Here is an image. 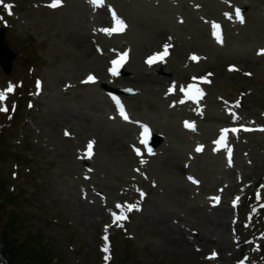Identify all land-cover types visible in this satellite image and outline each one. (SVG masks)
<instances>
[{
    "label": "rangeland",
    "instance_id": "374dc122",
    "mask_svg": "<svg viewBox=\"0 0 264 264\" xmlns=\"http://www.w3.org/2000/svg\"><path fill=\"white\" fill-rule=\"evenodd\" d=\"M183 1L187 0H104L103 5L95 6L89 0H62V6L50 8L47 5L52 0H5L14 5L12 15L0 6V27L16 53L10 74L0 66V90L9 84L15 86L6 100L9 112H0V235L9 231L8 211L16 208L23 223L14 226L15 233L22 231L25 237L39 239L54 260L50 264H111L114 255L116 261L125 264H264V131L259 130L264 128V55H258L264 49V9L245 4L233 7L237 0H189L213 4L210 10L190 9L180 6ZM236 8L242 10L243 17L251 13L254 20L237 28ZM110 10L126 23L125 31L111 35L101 31L113 26ZM195 19L209 23L210 45L217 42L212 34L215 22L221 26L226 44L234 43L242 54L263 63L246 72L251 75H227L224 69L214 76V83L205 86V110L193 102L196 113L206 111L209 116L215 112L213 102H219L218 110L228 118H233L231 112L246 119L241 125L215 123V131L206 133L207 138L201 136L204 129L197 126V116L184 113L178 105L182 96L164 98L165 94L157 90L149 92L119 83L114 94L107 91L111 78L99 79V72L112 68L111 61L122 52L128 53L132 63L115 79L124 80L136 75V69L149 67L144 61L149 51L143 50L145 43L153 42L148 27L163 20L179 25L180 21L189 24ZM176 32L171 30L169 35L189 36L182 28ZM239 37L248 39L246 44L239 42ZM74 39H87L95 48L78 49L71 45ZM203 53L209 59L214 57L211 50ZM236 59L231 53L226 60ZM173 65L178 63L170 60L151 70L170 80ZM89 75L96 81L84 82ZM195 75L192 72L188 80L176 86L191 84ZM171 83L166 85L168 93ZM112 96L120 100L128 120L120 116L110 101ZM150 100L161 105L166 115L154 112L148 106ZM185 121L194 122L195 131L186 128ZM159 122H167L164 128L173 124L172 136L160 131ZM252 124L258 135L232 133L230 147L237 149L239 158L231 157L230 165L226 151L215 150L216 136L222 129H251ZM141 125L149 127L150 135L162 137L167 133L155 149H159L158 154H149L141 146ZM106 128L115 130L109 131V136L131 146L135 158L103 154L97 138L101 141L98 131L103 129L106 135ZM66 131L70 135H65ZM249 139L252 141L247 146L237 145V140ZM89 141L95 142L90 157L85 154ZM200 145L203 150L197 152ZM133 146L142 155L138 156ZM142 159L146 161L143 164ZM203 159L211 160L202 164ZM167 163L184 165L190 174L186 178L170 177L161 170ZM189 177L199 183H192ZM234 177L240 183L235 191L220 184L222 180L231 184ZM206 181L211 189H203L201 183ZM257 192L263 196L259 200L255 198ZM241 194L242 200L234 207L233 201ZM9 196L12 209L6 200ZM213 197L220 198L219 207L213 206ZM117 204L137 205L139 210L128 212L118 209ZM220 207H230L231 211L224 216ZM122 210L127 219L113 223L112 213L119 215ZM207 216L225 221L224 232ZM105 235L108 253L102 250ZM241 236L244 241L239 245ZM216 240L230 244L237 253L235 258H224L222 244ZM2 243L0 240V264H8ZM241 247L242 252L238 251ZM213 252L217 256L209 259ZM105 255L110 257L107 261Z\"/></svg>",
    "mask_w": 264,
    "mask_h": 264
},
{
    "label": "bare ground",
    "instance_id": "6f19581e",
    "mask_svg": "<svg viewBox=\"0 0 264 264\" xmlns=\"http://www.w3.org/2000/svg\"><path fill=\"white\" fill-rule=\"evenodd\" d=\"M239 4H245L248 5L249 7L252 5H258L260 6L262 9H264V0H256L255 3H252L250 0H237L235 1L232 6H237ZM213 4L212 3H208V2H203V1H199V2H191L189 0L187 1H183V3H180L181 7L184 8H190L189 6L193 7V8H199V9H205V10H210V8H212ZM191 9V8H190ZM216 9H213V11H215ZM244 21L245 22H249L250 19L254 20V17L251 13H246L244 15ZM243 23H240L239 20H237L236 22V27L237 28H242ZM187 27L188 30L185 28ZM185 29L187 31V33H189V36L187 37H179L178 35H174L172 33L171 34V30L175 31V33L177 34V30L179 29ZM148 31L151 32L152 37H153V42H147L143 45V50L148 52L147 56L145 57V62L147 60V58L149 56H152L154 53L160 52L163 50V45L165 43L171 45V47L169 48V55L165 58L164 61H158L154 64H152L151 66L149 64V67L145 66V69L143 68H139L136 69L138 71V73L136 72V75H130L129 78H125L124 80H120L117 81L116 75H112L111 72L109 70H105L102 72H99V79H106L107 76L110 77L111 79L108 80V91H112L115 87H117V84H121L120 86H129V87H133V88H139L140 90L146 89L149 92H153L155 90H157V92H159L160 94H165V96H163L164 98H174V97H180L182 96V98L184 99V95L183 93H180L179 88L176 87V90L169 94L167 92L168 87H166V85L172 81V83H175L177 85L182 84L184 81L188 80V78L190 77V74L192 72L198 74L195 76H201V75H206L208 78V83H203V86H207L211 83H214L213 80L215 79V77H217L220 73H222L224 71V69L226 70V74L227 75H237V73H242L245 74L246 72H252L254 69L259 68L261 65H263L261 60H258L257 58H253L251 56L247 57L246 54H242V49L239 48L238 46H236L234 43H227L226 41L223 40V43H218V42H211V45L214 47V49L212 48V46L209 43V39L212 40L211 35H210V25L208 22H203L200 21L199 19H195L193 22H189L188 23H183V21L179 22V25L177 23H175L174 25H172L169 21L167 20H163L162 22L158 23L156 22L155 25H152L150 27L147 28ZM243 34H245V30H243L242 32ZM181 36V35H180ZM231 37L233 38L234 36L231 35ZM262 37V36H259ZM239 40V42H242L243 44H246V42L248 41V39L244 38H237ZM235 42H237L236 37H234ZM253 40H256L253 37ZM71 45L75 46L78 49H82L85 51H90L91 48H95L93 46L92 43H90L89 40L87 39H74L71 42ZM158 46V47H155ZM154 49V50H153ZM224 49V50H223ZM231 49L228 53V50ZM209 50H211L212 54L214 55V57H212V59H209V57L205 56V54L203 52H209ZM231 53L236 55V60L235 61H229L226 60L228 55H230ZM195 54L197 57H199L200 59L198 61H193L192 59H190V57ZM170 60H174V63L176 61V63H178L177 66L173 65L171 67V70H173L174 74H173V78L170 80L164 79L162 77H160L159 75H154L153 70H151L153 67L157 66L159 63H165V64H169ZM132 63V58L129 57L128 59V63ZM242 62V63H240ZM127 61H125L123 63V66L119 69V72L124 68L125 66L128 64ZM239 63V64H237ZM133 64L135 65V60L133 62ZM230 66H234V68L236 70H229ZM217 69L219 70L218 72ZM211 71H214V74H212ZM118 72V73H119ZM107 73V74H106ZM224 73V72H223ZM211 74V75H209ZM217 75V76H216ZM246 75V74H245ZM171 83V84H172ZM202 84V83H199ZM171 87V86H170ZM114 93V92H113ZM174 96V97H173ZM134 96H130V98L132 99ZM162 97V98H163ZM218 101V100H217ZM112 102V101H111ZM204 102H199L198 105L202 107L203 110H205V106H204ZM223 102V101H222ZM178 105H181V108L183 110L184 113L186 114H195V116H197V119L195 120L196 124L198 127H202L204 129L203 133H202V137L203 138H207L204 137L207 134H209V132L211 130L215 131V123H221V124H231L234 125L233 123H237L238 125H241V122H246L245 118H242L240 115L241 114H237L238 119H233V118H228V116H225L226 114L220 112L218 110L219 107V102H213V109L215 110L214 113H210L209 116L208 113L205 111L203 114L201 113H196V111L193 110V102L192 101H185L184 103H181ZM148 106L157 114H161V116H165L166 113H164V109L163 107H161V105H159L158 103H156L155 101H149L148 102ZM239 111V110H238ZM108 118L111 119H115L116 117L113 116H108ZM201 119H207L209 122H202ZM176 120H173L170 118V122H173V124H175ZM257 121H260V119L258 118ZM251 122V121H250ZM166 123H158V126L160 128V131L162 132H167L170 134V131H172L173 129V124H169L166 128L165 125ZM255 129V125L252 124L251 129ZM238 129H240L239 134L241 136H251L253 137L254 135H258L256 131L251 130V131H244L241 126H238ZM113 130L115 132V130L113 128H106V135L104 133L103 129H100L98 132L101 133V141H99V139L97 138V142L99 144V146H101V151L103 152V154H108L110 156H114V157H119V158H135L133 155V151L131 150V146L130 145H126L124 143H121L119 140H117L115 137H111L108 135V132ZM157 130V129H155ZM217 131V130H216ZM167 133L162 134V137L165 139V135ZM172 136V134H170ZM174 138L179 142V144L181 145V141L178 137ZM217 139H219V136L217 137ZM252 141V139L249 140H237V145L239 147H244L245 143L246 146L247 144ZM153 155H156L159 153V149L152 151ZM187 157H190L189 155H187ZM234 157L236 159L239 158V153L237 151V149L234 147V152H233V159ZM211 159H203L200 163L205 164L207 162H209ZM201 168V167H200ZM205 168L202 166L201 170H204ZM161 170L168 176L173 177V178H184L187 174H190V170L186 167V166H182L179 165V163H167L164 166H162ZM186 178V177H185ZM233 183L225 184V180H222L220 184H224L225 188H229V191L234 189H237L239 187L240 183H237L235 177L232 180ZM201 185H203V189L208 190L211 189L209 187V182H202ZM179 186H176V190H179ZM225 197V196H224ZM240 200H242V194H241V198H239ZM176 201V200H175ZM220 201V198H219ZM224 202V201H222ZM213 206L216 205L217 207H219V202L217 203L216 201L213 200ZM221 208V207H220ZM219 209V208H218ZM222 209V208H221ZM223 212L220 214L224 213V216L227 212L231 211L230 207H224V209H222ZM105 217H107V214L105 215ZM197 216L199 218H202L204 215L202 214H197ZM207 218L209 219V221L211 222H215L217 223L219 229H221V231L224 232L226 224L225 221H222L216 217L213 216H207ZM227 228H226V232H227ZM203 240H205L204 238H206V236L202 237ZM241 241H244L243 236L239 237L237 240V243L240 244ZM217 244H222V248L221 252L223 253V257L227 258L228 256H230L231 258H235V256L237 255L236 251L234 250L233 247H230V244H228L225 240L223 242L216 240ZM233 248V249H232ZM244 248L241 247L240 250L238 251H243ZM219 255L221 256L220 251L218 250Z\"/></svg>",
    "mask_w": 264,
    "mask_h": 264
},
{
    "label": "snow or ice",
    "instance_id": "6c2138e0",
    "mask_svg": "<svg viewBox=\"0 0 264 264\" xmlns=\"http://www.w3.org/2000/svg\"><path fill=\"white\" fill-rule=\"evenodd\" d=\"M90 3H92L95 6H101L104 3V0H89ZM225 2H227V0H225ZM0 6H3V8L5 10H7L8 15H12V11L11 9L14 7V5L9 4V3H5V0H0ZM50 8H57L62 6V0H52V2L47 5ZM111 11V15H112V20H113V26L110 28H103L101 29V31H103L105 34L111 35L113 33H121L123 31H125L127 25L126 23L123 21L122 18H120L114 10H110ZM235 15L236 18L239 20L240 23H244V18L242 15V10L239 8L235 9ZM225 16L229 19L232 18L230 13H225ZM3 18L0 17V20H2ZM212 28H213V36L214 38L217 40L218 43H223V39H222V31H221V26L215 22L212 23ZM163 50L157 53H154L152 56H149L146 60V63L149 64L150 66L158 61H164L165 58L169 55V48L171 47V45L165 43L163 46ZM258 55H264V49H261L260 52L258 53ZM128 57V53L127 52H123L118 54V58L111 61L112 63V68L109 69V71L111 72L112 75H117L119 72L120 67L123 65V63L126 61ZM190 59H192L193 61H198L200 58L197 57L195 54H193ZM230 71L231 70H236L234 68V66H230ZM246 75H251V73H245ZM211 75V74H209ZM193 83L188 84L187 86L181 85L179 87V91L181 93H183L184 95V99H181L179 101V103H184L185 101H192L194 103H199V100L203 97L204 92L203 90L199 87V83H208L210 81L207 80V77H193ZM84 82H95V77L89 75L87 80ZM41 84L38 81L37 82V88H40ZM14 85L9 84V86L6 89L0 90V112H9V108L6 105V100H7V96L8 94L12 93L14 91ZM176 84L173 83L172 86L169 88V94L173 93L176 90ZM131 91V90H129ZM113 101L115 102L117 109L119 111L120 116L124 119V120H128L129 117L125 112L124 106L121 104L120 100L113 96L112 97ZM227 103V102H226ZM236 106H239V102H237ZM12 110H15V104H13L12 106ZM233 119H238V117L235 115V113H231ZM11 118V117H10ZM184 126L186 128H189L193 131H195V124L194 122H189V121H185L184 122ZM142 131L140 133V143L142 145L147 146L148 145V139L150 136V129L147 125H141ZM244 131H251L253 129H248V128H244ZM260 131H264V128L259 129ZM240 131V129L237 128H233V129H222L219 135V139H217L214 143L218 146L217 149L215 150H220V148H224L227 151L228 154V160H229V164H231V156H232V149L231 147L228 145L227 143V137L228 134L231 132L233 134H236ZM65 135H70L67 131L65 132ZM95 142L94 141H89L87 146H86V156H91L93 154V147H94ZM134 151L136 152V154L142 155L141 150L136 148L135 146H133ZM203 150V146H197L196 151L197 152H201ZM148 152L149 154H153L152 153V149L149 147L148 148ZM146 161H144L143 159L141 160V163H145ZM138 171V170H137ZM189 180L192 181V183H199V181L195 180L193 177H189ZM264 187V186H262ZM144 193H141V196L143 197ZM214 201H216L217 203L219 202V197H213L212 198ZM257 199H260V193L257 192ZM239 201V197L236 198L235 201H233V206L235 207L236 204ZM116 207L118 209H125L130 212L132 210H139L137 205H132V204H127V205H120L117 204ZM261 207H264V205H261ZM112 218H113V223H118L120 221L126 220L127 219V215L125 214V212L122 210L121 213L119 215H117L115 212L112 213ZM119 226L122 227V224H120ZM107 227H105V233H107ZM103 240L105 242L104 244V248L102 249L105 253L109 252V244H108V236L105 235L103 237ZM217 256V254L215 252H213L208 258L209 259H214ZM110 257L108 255H105V261H107ZM240 264H244L243 261L240 262Z\"/></svg>",
    "mask_w": 264,
    "mask_h": 264
},
{
    "label": "trees",
    "instance_id": "16d2710c",
    "mask_svg": "<svg viewBox=\"0 0 264 264\" xmlns=\"http://www.w3.org/2000/svg\"><path fill=\"white\" fill-rule=\"evenodd\" d=\"M1 155V150H0ZM11 196L7 197V202L10 205L13 203L10 200ZM13 199L16 197L13 196ZM10 207V206H9ZM11 209V207H10ZM10 222L6 225L3 223L2 226H8L9 231L4 235H0V240H2V253L7 258L8 264H50L53 263V258L50 256L45 245L37 239L35 236L25 237L21 232L14 231V226L17 224H22L23 220L19 215L18 211H8ZM5 226V227H6ZM15 234L17 237H15ZM122 264V262H120Z\"/></svg>",
    "mask_w": 264,
    "mask_h": 264
},
{
    "label": "water",
    "instance_id": "95a60500",
    "mask_svg": "<svg viewBox=\"0 0 264 264\" xmlns=\"http://www.w3.org/2000/svg\"><path fill=\"white\" fill-rule=\"evenodd\" d=\"M15 59L16 53L10 50L9 45L5 41V30L0 27V64L6 73L12 71V63ZM154 144L156 145V143Z\"/></svg>",
    "mask_w": 264,
    "mask_h": 264
}]
</instances>
